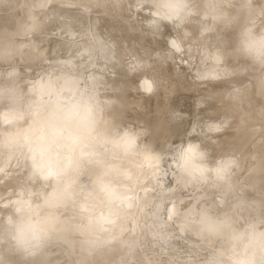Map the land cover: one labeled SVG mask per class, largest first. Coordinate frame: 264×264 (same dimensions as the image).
Instances as JSON below:
<instances>
[{"label":"rangeland","instance_id":"374dc122","mask_svg":"<svg viewBox=\"0 0 264 264\" xmlns=\"http://www.w3.org/2000/svg\"><path fill=\"white\" fill-rule=\"evenodd\" d=\"M20 1L21 0H16L15 4H17V5L13 6V7H15L14 10L10 11L11 13L14 11L15 13L14 14L13 13L8 14L7 16L9 18H7L6 14H7V12H9V11H7V9L10 6L5 5L2 7L0 5V17L2 16V18L0 19L1 22H2V19L4 18V16H6V17H5V19H3V21H8V20H6V18L10 19V17L11 18L14 17L13 19H11V21L12 20L15 21L22 16L21 15V13L23 12V9H21L22 3H18ZM55 1L57 3H59V7H60L59 9H57V7L55 8V9L59 10V11H57V14L55 13L54 8H52L50 6V4L48 5L47 3H45L44 4L45 8L43 6V9H45V11H47V13H46L43 10L45 12V14L43 12V14L45 15L44 17H47V16L49 17V18L47 17L48 19L46 18L48 25H49L50 21L52 22L54 20L52 23H50L51 25H49L48 27H50V26H52V24L54 25L56 23L55 27L52 26L53 28L52 27L49 28V29L52 28L54 30L51 29V30L47 31L48 29L46 28L47 30L46 29L44 30V32L46 31V33H44V32L39 33V34H41V36L39 34H38L39 36H37V33L35 35V32L33 33L32 30L31 31L28 30V32H31V33H27V35L31 34L30 35L31 37L28 36L29 39L31 38L30 40L32 41L31 47H33L34 51L36 50L35 51L36 56L38 57V59H40L38 61H41L40 64L38 63V61H35V62H37L38 65L36 63H35V65H32V63H30V65H29V63H27L28 64V66H27V65H24V62H20V61L17 64H14V63H16L17 59H19L18 57H15V55H14V57L11 56L9 58V59L12 58L10 61H12L13 64L5 66V67L0 66V84L2 83L0 85V87L4 83V86H2L1 88L4 89V87L7 88V86L8 87L15 86L16 87L15 90H17V91H12V89H11V91H9V88H7L6 92L4 91L6 94L0 93V97H1L0 98V101H1L0 102V111H2L3 109L6 110L7 108H5V107H7L9 105V103L12 102V99L15 97L17 99L16 103H15V105H13L11 107L10 111H13V112L17 111V113H19V114L21 113L20 114L21 117L19 116V118L16 120V123H14V125L16 124L15 125L17 127L16 129H18V131L20 130V132H23V133L26 129L31 127L30 124L34 125L33 121H35V124L37 122L43 126L45 125V127L47 126L50 129L51 127L49 126L50 121L48 118L49 115L47 114L48 112H50L51 117H53V118H50L51 121H52V119H58L59 122L61 120H64V119L67 120L66 118L69 116L70 113H72L68 119H71L72 122L74 121V126H75L74 128L75 129L73 131L67 130L68 131L67 133H66V131H63V133L66 137H70V135H72L73 133L77 134L80 131H82L79 128L78 122L81 121L82 115L87 116L90 107H92L91 109L97 108V105L103 101V98H105L106 100H112V97L114 96V94H120V92L118 91L119 89H121V91L122 90L128 91L126 93V95H127V98H128L130 103L129 102L126 103L127 107L124 110L123 117L120 119V125L121 126L123 125V126L121 127L120 125H118L117 129L120 131H118L116 129V133L121 136L124 134V132H126L125 130H128L130 128V130L132 131L131 134H133V138L136 135L135 141L137 143H139V140L141 139V142L143 141L142 143L145 145L141 148V150L135 151V153L133 152L134 154L132 153L129 155L127 152L131 151V146L126 147V149H124V152L123 153L121 152V156H120V151L117 150L116 147H115L116 149L113 148L116 150V153H115V150H113L112 147H108V145L105 146V144H101V143L93 144V146H92L93 142L88 143V145H90L91 147L86 145L89 148V149L88 148H86V149H87V153L89 155L93 156L92 158L97 159V160L96 159L95 160L101 164V165L99 164V166H101L102 168H104L105 166H108L107 164H112L111 169H114L115 171H113L111 173V175L114 174V176H113L114 178L111 177V179H109L111 181L108 180L107 185H113V184L115 185V183H116V185L119 184V186H117V189H118V187L121 188L120 190L118 189L119 192L121 191V193H123V195H126V196L129 195V197H130L129 199L130 200L132 199L131 202L133 201L132 203H135V204H133L134 205L133 208H129L125 204L121 205V203H120V204L116 205L117 203L111 204V202L104 200L107 197L103 198L100 195L103 187L95 185L94 183H92L90 181V178L87 177L88 176V174H86L87 172H82V173L78 174L77 178L74 181V183L72 184V186L64 189L63 192H61L62 194L60 195L58 193V192H60L58 187L57 188L54 187L52 182H51L53 180V177H54V174L52 173L53 169H49V171L47 169V165H50V167H51L55 162L53 163L51 158L46 160V161L44 160V162H43V159L46 157V156L44 157V152L47 154L48 150H49V153L52 152V153H50V155H52V154L55 155L54 153H56V151H58V149H59L58 144L56 143L57 140L55 138H53L54 134L50 132L49 136L51 137V139L56 140V141L53 142V140L48 139L47 145L44 148V151H43V157L44 158L42 157L43 158L42 162H43L44 177H37L35 171L30 170V169H32L33 166H31L29 169L28 166L33 165V164L27 163L25 165V161L27 159H29V161H27V162H30L32 160L29 158V155H28L27 151L25 150V148L22 146V143H20V145L18 147H14V148H3L0 145L1 146L0 147V160H2V161H0V222L3 223V222L9 221L8 220L9 217H12L13 220L17 219L18 218L17 217L18 209H21V208L25 209L24 214L35 215L37 213V211H39V212L44 211V215H46V216L53 214L54 217L59 218V219H63V220L69 219L75 223L80 221L79 222L80 224H77L76 226H83L87 223L95 222L98 220V218H96V217H98V215L101 216V215H105L107 213L108 215L107 214L106 215L108 217L109 216L113 217V219H112V217L110 219L114 222L110 221V224H109V225H111L110 228L113 231H111L109 228L110 233H108V231L105 230V231L100 232L94 236H91L90 240L92 242V245L98 249L102 248L103 246H106L108 243H110L114 239H116V241L119 242L118 244L124 246V248L122 250H120V253L118 252L116 254L115 260H113L114 261L113 264H170V263L171 264H204V263L207 264V261L217 251H219L221 249L226 250L229 247V244H228L226 239H209V238L201 237V236H198L195 234V230L192 228L191 220H190V210L194 206L211 207L214 210L216 209V211L218 213L231 212L232 215L235 217L238 214V216L236 218H238L242 224L244 222H247L250 219H257V220L264 219V191H263L264 190V175H263V173H264V71H261L255 67L250 66L247 63V61H245L241 58H238L237 60H235L234 62H232L230 64L225 63V65L223 66V64L221 62H219L220 58H222L223 55H220V53H217L218 51H216V53H215L214 52L215 50L212 49L213 45H210V44H214V45L216 44V43H211L213 41L215 42L214 37H211V39H209V37H206V40H204L205 38L202 39L203 37H200V38L198 37V38H196V41L197 42L200 41V42L197 43L195 41L197 43V46H196L195 42L191 46H188L187 44L185 45V43L183 42L184 40H182L183 39L182 38L183 37L182 30H181V32H179L177 30L179 28L181 29L182 26H180L179 28L178 27L176 28V26L164 24L163 29L160 30L159 32H157V30L154 28H150L147 24V21H148L147 19H149V16L147 15V9H144L145 12L142 11L141 5L143 6V1L137 0V1H139L140 4L138 2H136V0H133L134 2H132V0H122V1L121 0H96V1L95 0H61V1L55 0ZM215 2H219V3H225L226 2L227 3V2H230V0H227V1H224V0L216 1L215 0ZM60 3L63 6V8L65 7L64 4L65 5L71 4V5L70 6L67 5L65 9H61L62 6L60 5ZM121 3H123V4H121ZM253 3L255 6L254 5L252 6ZM115 4H116V7H118V5H120V4H121L120 6H122V7L125 6L127 9V11H126L127 13L125 12V14L123 13L121 16H119L122 12H120V14H119V11H118L119 7L117 8L119 15L117 14V11H114V9L116 10ZM252 4L249 6L247 5V7L248 8L254 7L255 8L258 6L261 7V5H262L261 9L264 8V0H252ZM55 5L58 6V4H55ZM19 6H21V7L18 8ZM48 6L50 7V9L46 8ZM245 6L246 5H243L242 3L240 5V7H242V8H239L238 6H236V8H238L236 10H240L241 12L240 11L238 12L236 10L234 11L235 13L238 14L237 17H234V20H235V18L242 19V17H244V15L246 13L245 10L248 9ZM4 7H6V8H4ZM13 7L11 6L10 8L12 9ZM67 7H68V10H66ZM69 7H71L72 9H70ZM77 7H78V9L80 7L84 8V9L82 8L83 10L79 9V12L80 11H82V12L87 11L86 12L87 15L90 13L89 15H91V16L88 15L90 20H89V18H88V20L94 21L95 24L94 23L92 24V22H89L88 20H86L87 15L85 13H83V14L86 15V16H84L86 18L84 19L82 12H80L82 15V17L80 18V16H79L80 13L78 11L77 12L75 11V10H77ZM243 7L247 8V9H244ZM259 7L256 8V10L257 9L259 10L260 9ZM16 8H17V10H16ZM11 9H9V10H11ZM47 9L52 10L51 11L52 13L50 12L52 15L48 14ZM73 9L75 12L71 11ZM18 10L20 13L18 12ZM62 10H65V12ZM243 10H244V14H243ZM69 11L74 13V14L71 13L72 15L69 14V16L77 17V18H74L77 22L75 20H72L73 18H70V17L67 18L68 17L67 13ZM58 12H60L62 15H59ZM95 12H97V13H95ZM35 13H41L42 14V6H41V8H38V11L36 9ZM64 13H66V14H64ZM75 13H78V14L75 15ZM94 13L96 15H92ZM99 13L100 14L102 13L103 14L102 16H104L107 19V21L102 20V22H100L101 20H99V17H100ZM97 14L99 17H97ZM114 14H116L118 16L115 21H114V19L116 17H113V18L111 17V16H116ZM19 15H21V16L19 17ZM15 16H16V18H15ZM17 17H19V18H17ZM64 17L67 18V21H68V19H70L69 20L70 22L72 20L74 23L76 22L79 25H80V23H82L79 27L76 26L77 24H71L72 26L74 25L77 27V28L73 27L74 29H76V31H77V29L79 30V28L82 27V29L79 30V31H81V33H79V31H78V34H76L77 37L79 34H81V35L84 34L83 36L80 35V37L78 39H77V37L75 38V34H71L72 35L71 37L73 38L72 42L70 41L71 43L68 41V39H66V37L69 38L70 35L67 34L68 36L65 35L66 37H62V36H64L63 34H66V33L61 29L62 27L59 28L60 25L62 26V24H61L62 21L64 19H66ZM78 17L80 18V20L78 19ZM91 17L92 18L96 17V18L91 19ZM119 17H120V20H119ZM110 18H111V20H109ZM122 19H125V20H122ZM84 20L87 22H83ZM60 21H61V23H60ZM95 21L96 22L99 21L100 24L98 22L96 23ZM111 21H113L112 22L113 24L110 23ZM233 22H236L239 25L241 20L232 21L233 25L231 24L229 26V30L233 26L230 33L231 34L234 33L233 35L235 36V32H236L235 28H237L236 27L237 25H235L236 23L234 24ZM90 23H91V26L93 25V27H95L96 24H98V25L95 28H93V27L89 26ZM57 24H58V29L62 30L61 32L58 29H56ZM83 25H85V27H87V29L90 28L91 31L88 30L89 31V33H88L87 29ZM83 27L85 28V30H83ZM2 28H3V26H2ZM131 29H132V31H131ZM55 30L59 31V32H56ZM51 31H54L55 33L54 32L51 33ZM76 31H74V32L76 33ZM82 31H83V34H82ZM84 31H86V32H84ZM62 32H64V33H62ZM130 32L132 35L130 34ZM60 33H61V37H62L61 39L59 38ZM72 33H73V31H72ZM107 33H108V35H106ZM179 33H181V34H179ZM93 34L95 37L96 36L97 37L96 38H94V36L92 37ZM111 34L114 36L113 38H112ZM129 34H130V36H133V37H129ZM139 34H141V35H139ZM104 35H106V37L109 36L107 38V40L105 39L106 37ZM233 35L232 36L230 35L231 38H233ZM125 37H127V38H125ZM224 37L226 38V39L224 38V41H226L227 39H230V37L229 38H227L226 36H224ZM2 38H3V34H0V39H2ZM20 38L23 39V37H20ZM63 38L66 39L65 42L61 41ZM92 38L95 39V41ZM168 38L169 39L171 38V39L169 40ZM173 38H174V40H172ZM71 39L69 38V40H71ZM111 39L112 40L114 39V41H112ZM198 39H201V40H198ZM220 39H222V40H220ZM220 39L218 40V43L216 45H218L220 43V41H221L220 44H222L224 42L223 37H221ZM54 40L60 41V44H58L59 43L58 41H54ZM100 40H101V43L103 42V44H105V45H103V44L101 45V43L99 42ZM120 40H122L123 42H120ZM141 40H143V42ZM171 40L173 41V43ZM181 40H182V43H181ZM53 41H54V43L56 42L58 45L56 43L54 44ZM107 41L111 43L110 44L111 46L113 43L116 46V48L114 45H113V48L110 47L109 43ZM175 41H177V42H175ZM17 42L19 45H22V43H23V41L21 42V40H17L16 43ZM226 42H224L223 44H225ZM171 43L172 44L176 43V45H178V46H176V48L178 50L177 49L175 50V47H173V45ZM82 44H85L84 45L85 51H83V47H82L83 45ZM88 44H90V45H88ZM140 44H141V46H140V48H138ZM180 44L182 46H180V48H178ZM43 45H45L46 47L43 48L44 47ZM91 45L94 48V50H93V48H91ZM100 45L101 46H109V47H106V49L108 50L109 48H112V49H109V51L113 50L111 53L117 55L118 57L122 53L120 58H122V56L124 54L123 53L124 50H126V51L129 50V48H128V46H129L130 51H127L128 53L126 52V54H129V53L130 54L124 55L125 59L127 58L126 61H124L125 59H122L123 62H125L124 64L128 65V68L126 65V67L123 68L122 71L120 70L121 72H118L114 68L112 69L113 66H111V64L116 61L115 57L117 58V56H113L111 59V62L106 63L107 61L102 58L103 57L101 55L102 47ZM151 45L153 47H151ZM193 45H195L196 48ZM48 46H50V48L52 47L51 48L52 50L54 49V47L58 46V48H57V50L55 48L56 52L53 50V53H51L52 51H51V49L48 50V48H49ZM71 46L74 47L75 49L74 48L72 49ZM96 46L97 47L99 46V49L96 48ZM117 46H118V48H117ZM203 46L204 47L206 46V47L203 48ZM31 47L26 48L24 50L28 51ZM81 47H82V49H81ZM87 47L89 48V50L86 49ZM100 47H101V49H100ZM189 47L191 49H192V47H194L193 48L194 50L191 51ZM152 48H153V50H152ZM71 49L74 50L75 52H73ZM76 49H79V50L76 51ZM91 49H92V52L93 51H95V52L97 51V52L95 54L93 52L94 56L96 55L95 57L93 56V54H91L94 57V60L89 59V61H91V60L92 61L91 62L87 61V63L90 64V65H87V63H86V65L89 68L87 70L86 65H84L82 62L85 63L86 60L88 59V57L93 58L90 55V53H92L90 51ZM114 49H118V51L115 52ZM135 49L139 51V52L137 51L139 53V56H138V53L136 51H133ZM186 49H187L188 54L185 52ZM208 49L209 50L212 49V50L209 51ZM69 50H70L72 55L70 54ZM81 50L83 52H86V53L90 52V53H88L90 56L85 54V53L83 54V52H82V54L80 53L82 55V57H83V55L85 57H87V56L88 57L85 58L86 60L79 59V63L76 64V62L78 61V60H76V58H78V57L80 58V56H81L78 51L81 52ZM182 50L184 52H182ZM131 51H133V52H131ZM178 51H180V52H178ZM190 51L195 54V57L191 58V56H193V54L190 55L189 54ZM72 52L74 54L78 53L79 54V55L77 54L78 57H76V54L74 55L75 56L74 57ZM175 52H176V54H175V56H173L172 53H175ZM46 53L47 54L50 53V56H49V54H48V56L51 58H48V59H47V57L45 58V56L47 55ZM54 53H55V55H54ZM133 54H136V55H133ZM149 54H151V55L149 56ZM51 55H54V56H51ZM97 55H98V57H100V56H102V57L98 58ZM130 55H131V57L133 56L132 59L130 58ZM143 55H145V56H143ZM42 56L48 61L51 59V61L46 62L45 59H43V58H42L43 60H41ZM66 56L67 57L73 56L74 57L73 59H75L76 62L73 59H71V60L74 61V63L77 65L78 68L76 67V65L73 66L72 65L73 62L70 60L72 63L69 62V66H68V64H66V66L71 67V68H69L70 70H66V69H68V67H66L64 65H63V67H62L63 69H62L60 67V66H62L60 62L65 60V58H67ZM128 56H129V59H128ZM54 58H56V61H57L56 65L52 61V59H54ZM144 58H145V60H144ZM171 59L173 60V62ZM67 60H68V58H67ZM137 60H140L141 62H138ZM42 61L45 63L41 64ZM70 63L73 66V68L74 67L76 68L75 70L72 69V66H70ZM92 63L95 65H93ZM218 63L219 64L221 63L220 65L222 66V68H220L221 66L219 67ZM101 64L103 65V67H102L103 69L101 68V70H99L100 69L99 66H101ZM186 64H187V66H186ZM91 65H93V66H91ZM104 65H108L107 66L108 70H107V68L105 69ZM56 66L58 68H56ZM82 66H84L86 69H83ZM89 66H91V68ZM94 66H96L97 68L96 67L94 68ZM64 67H66L65 70H64ZM92 67L94 69H96V71L98 70V72H96V74L100 75L101 74L100 72H102L104 74L103 76H105V78H106V76L108 77L110 75L108 78L113 79L114 75H112V74H114L113 72H116V73H118L117 76L118 75H119V77L121 76V79L119 80V78H118V80H117V77L115 76L116 81L113 84L114 89H110V90H107L105 92H101V86L100 85H93V84L90 85L91 84L90 80H88L90 84L88 82H86L87 77H89L90 73L91 72L93 73V71H94V69ZM109 67H111V68L109 69ZM53 68H54V70H53ZM55 68H56V70H55ZM60 68L64 71V74L68 73L69 74L68 76L70 77V78H68V77H66L67 75L66 76L63 75L62 78H65V79L68 78V79H71L74 81V78L71 76L72 71H73V74L76 73V75H77V73H79L77 75L78 77L75 76L76 77L75 80H78L80 78L83 79V77H86V78H84L86 81L84 79L83 80L80 79L83 82V83H81V82H79L80 80H78L77 82L80 84H78V83L76 84V81H75L73 86H75L76 89H75V87H72L74 89H72L71 87H62L61 88V87H59L60 84L57 83V80H58V82H60L61 81L60 79H62L60 76H59L60 79H58L59 77H57V75H59V74L62 75V73H61L62 71ZM154 68H155V70H154ZM212 68H215V69H212ZM16 69H18V71ZM50 69H52L51 71L54 72V73L52 72L53 77H52ZM91 69H92V71H91ZM145 69H147V70H145ZM105 70H107V71H105ZM210 70H212L211 73H210ZM213 70L217 74V76L213 72ZM12 71L13 72L15 71V72L13 73ZM74 71H75V73H74ZM89 71H91V72L89 73ZM140 71H142V73ZM150 71H154V72H152L153 76L155 75L154 77L152 76V73ZM201 71L204 73V75L201 74L202 73ZM104 72H106V73H104ZM107 72H109V73H107ZM146 72H148V73H146ZM18 73H19V75H18ZM88 73H89V76H87ZM116 73H115V75H116ZM139 73H141V74H139ZM208 73H209V75H208ZM212 73H214L215 76L212 77L211 76ZM13 74L18 76V79L15 80V82L12 81L13 76H14ZM54 74H57V75L54 76ZM85 74H87V75L85 76ZM214 74H212V75H214ZM10 75H12V76H10ZM48 75H50L51 80L49 79L50 77ZM45 76H46V80L49 79L48 81L55 82L54 84H58V86L55 85L56 88H53L54 84L53 83L48 84L50 82H47L44 80ZM47 76H48V78H47ZM101 76H102V74H101ZM8 77L12 78V80L9 79ZM146 77L154 79L156 86L152 87L153 89L151 87H149L148 89L146 88V86L144 87L145 83H144V80H142V79H146ZM203 77H205V78H203ZM227 77H229V78H227ZM4 78H5V80H4ZM41 78L47 83L42 82L43 80ZM1 79L4 80V82ZM39 79H41L42 81H40ZM7 80H9V82H11V83H8ZM230 80H232V81H230ZM137 81H138V84H137ZM5 82L8 83L7 86H6L7 83L5 84ZM37 82H38V84H37ZM40 82L43 84H41ZM39 83L44 87L47 84L51 85L52 88L47 85L45 88L49 87L47 89L48 91L44 90V87H41V85ZM85 83L89 84V86L85 85ZM35 84H36V86L38 85V90H37L38 93L35 90V89H37L35 87ZM75 84L77 86L79 85L78 86L79 88ZM32 85H34V86H32ZM62 85H64V84H61V86ZM82 85L83 86L85 85V86L83 87ZM123 85L125 88L123 87ZM187 85H189V86H187ZM29 86H31V88L34 87L33 89H30V91H29L30 93H32L34 90L36 91V92L34 91L30 96L34 97L35 96L34 94L36 93L37 100H38V98H40L41 95L42 96L40 98L41 101H40V99L38 100V103H40V104L37 103L40 106L33 105L35 107V108H33V106H31V105H27L28 107L29 106L32 107L31 110L27 111L28 109H30V107L28 108L26 106V104H28L27 101L29 99L33 98V97L29 98V96L26 94V91L29 90V88H30ZM119 86L121 88H119ZM158 86H159V88H158ZM39 87L42 88L45 91V93L48 92L47 94H50V95L46 94V96H45L44 91L42 89H40L43 92L41 94V92L39 91ZM237 87H238V89H237ZM67 88L68 89L70 88L71 90L76 91L75 94L76 95L78 94V97H76L77 99L75 98L76 95L73 96L74 91L73 92L69 91V93H66V92H68ZM155 88L160 89V91L158 90V92H159L161 97L163 95L165 97H167V99L165 97H162L163 98L162 103H164V104H161V105H163V108H165V110L162 108V106H160L159 112H158V108H155V106H154L156 104V102L159 101V98L156 101L157 98L154 97V95L157 93V92H155ZM19 89H21V90H19ZM50 89L56 90V93H54V94H57V92L59 93L60 90L63 93L66 91L63 94V95H65V94L66 95L62 96L64 98L65 97L67 98L68 95L70 94L69 98L67 99L68 101L66 100V98H65V100L62 98L63 99L62 100L60 97V99L62 100V103H64V104H65V102L68 103V102L72 101L73 99H76V103H74V100H73V103L71 102L72 104L68 103V105H66V104L64 105L62 103H59V105L60 104L64 105V109L62 108L63 106H61V105L59 107V105L57 104L58 101L55 102L56 104H54V101H55L56 97H58L60 94H57V96L53 95L54 91L50 90ZM58 89H59V91H58ZM31 90H33V91L31 92ZM82 90H83V92H82ZM20 92L24 93L23 96L17 97L15 94L16 93L18 94ZM39 92H40V94H39ZM79 92L80 93L82 92L81 95H83L84 97L80 96V98H79ZM167 93H168V95H167ZM43 94H44V96H43ZM208 95L210 96L211 100L208 99L209 98ZM234 95L236 96V99L234 98V100H233V97H235ZM70 96H71V98H70ZM86 96H88L87 97L88 99L90 98V101L86 98ZM219 96H221L222 98L220 97L221 98L220 99ZM237 96H238V99L241 102V104H239V102L237 100ZM18 98H19V100H18ZM36 98H34V99H36ZM69 99H70V101H69ZM77 100H79L80 102L82 101L81 104ZM86 100L89 101L90 107L85 106V105H88V103H87L88 101H86ZM164 100H165V102H164ZM235 100H237V101H235ZM24 101H26V102H24ZM51 101H53L52 104H51ZM232 101H235V102L232 103ZM77 102H78V104H77ZM83 102H86L87 104H85ZM236 102H238V104L241 105V107L239 109L237 108L239 106H237L238 104ZM17 103H19V104H17ZM128 103H129V105H128ZM69 104L70 105L75 104L76 106L75 105L70 106ZM79 104H80V106H79ZM232 104H234V105H232ZM54 105H55V107H56V105L58 107L53 108ZM82 105H83V108H82ZM15 106H16V108H15ZM51 106H52V109H50ZM66 106L67 107L70 106L71 108H73V110H71V108L69 107V110L71 112L69 111L67 113L68 108ZM193 106H194V108H193ZM99 107H100V105H99ZM23 108H26V109L23 110ZM48 108L51 111L56 109L55 111L58 110L57 112L64 110V111H66L65 113L67 115L64 112H61V114L63 113V115H61L59 112V114L61 116L60 117L59 114L56 115L57 113H55L53 111L52 112L48 111ZM59 108L62 110H59ZM84 108H88L87 111ZM170 108H175V109H173V111H172V110H169ZM19 110L20 111L23 110L24 113L19 112ZM78 110L81 111L83 114H79L81 112H79V113L76 112ZM83 110L85 112H83ZM160 111H161V113H160ZM98 112H99L98 119L102 120L107 116L108 110L105 108H102V109H99ZM1 113L2 112H0V114ZM73 113L76 115V117L73 115ZM76 113L78 114V116ZM229 113H231L233 115H230V117L231 116L232 117L230 119L228 118L230 121L227 122V120L223 119L222 116L229 115ZM22 114H24V117ZM235 114H236V116H234ZM46 115L48 118L47 120L45 119ZM54 115H56L57 117H54ZM157 115H158V117L160 119V123L162 125V127H160V129L157 127H154L153 124H151V125H148V124L143 125L142 124L143 120H144V122L149 121L153 117L154 118H155V116L157 117ZM27 116L29 118L30 117L33 118V116H34V118H37L39 116V119L37 118L38 119L37 121L34 119H31V118L29 119L31 121H29L28 119L25 120V117H27ZM40 116L42 117V119H40L41 118ZM58 116H59L60 120H59ZM62 116L64 118H62ZM72 116H74L73 118H79L80 120H76V119L72 120L73 118H70ZM83 117H82V119H84ZM146 119H148V120H146ZM182 119H183V121H182ZM27 120L29 121V123H26ZM44 121L46 123H44ZM55 121L58 122L57 120H54V121H52V123ZM76 121L78 123L77 127L75 124ZM123 122H125V123H123ZM25 123H26V125L29 124L30 126L29 125L26 126ZM182 123H184V124H182ZM21 125L24 127L22 128ZM120 128H122V129H120ZM49 129H48V131H49ZM136 129H137V132H136ZM50 131H51V129H50ZM154 132L157 134L156 135L157 137L153 134ZM152 134L156 137V139L157 138L158 139L155 141L150 139V137H152ZM158 134L160 135L159 136L160 138L158 137ZM176 134H178V135H176ZM180 134H182V135H180ZM93 135L94 134L92 132L87 133L83 136L82 139L87 141ZM165 135L167 136L168 140H166V137H164ZM168 135L170 138H168ZM154 136L152 138H155ZM149 140H152V141L150 142V144H147V143H149ZM167 141H169V142H167ZM166 142L168 143V145ZM165 145H166V147H165ZM197 145H201L204 149H207V152L209 153V157H208L209 162H214L217 158L225 157V156H233L236 158V160L239 162V166L236 169L234 177L232 178L231 182L229 184L223 186V187H217V186H213V185H199V184L194 185V184L189 183L186 185V187H184L185 190H184V188L177 189V187H176V189L173 188L172 191L169 190L166 187L168 180H169V178H172L173 184H175V178L178 176V172H177L178 168H180L182 166H188L189 171L199 170L200 164L197 162L198 155H199L197 152ZM164 147H165V149H164ZM190 147L195 148L197 155L193 156L190 160H188L186 162L184 159V154H185L186 150L189 149ZM109 149L110 150L112 149V153H114V155L111 154V151L109 153H107ZM138 149H139V147H138ZM118 151H119L120 157H118V154H117ZM155 151H157L156 153H158V154H155ZM147 153H149L151 155V157L152 156L155 158L157 157V159L161 157V155L159 153H162L163 155L165 153L164 156L162 155L163 158L156 160V162L158 161L157 164L155 162V164H153L152 167L148 169L149 173H153V174L154 173H161V175H162V172H163L162 176H160V175L158 177L151 176L147 179L141 177V176H144L142 174V171H143V169L146 168V167L144 168L145 163L143 162L144 165L142 163V161L144 160L143 156H145V154H147ZM47 155H49V154H47ZM155 155H157V156H155ZM49 156L46 157V159L49 158ZM115 156H117V157H115ZM147 156L150 157L148 154H147ZM147 156H145V157H147ZM11 161H13V162H11ZM178 161H181L182 163H178ZM103 165H105V166H103ZM119 168L120 169L122 168V171ZM28 169H29V171H28ZM120 171H121V173H120ZM25 172H27V175H28V177L26 175V179L24 178L25 174H26ZM23 175H24V177H23ZM65 175H66V173L62 174V176L66 177ZM116 176H118V177H116ZM18 178H19V180H18ZM22 178H24L25 180ZM12 180L14 182H15V180H18V182L20 181L21 183L18 184V182H15V183H17V185H13V184H11V183H14ZM22 180H23V182H22ZM122 183L124 185H122ZM173 186H177V185H173ZM28 187H32L31 191L33 193V194L31 193L32 196H30L33 199L31 202L32 203L31 207L27 208V206L25 204H19L17 206L18 208L17 207L16 208L11 207V206H13L11 203V201L14 199L13 197L17 196L18 192L21 193L23 191L28 190L29 189ZM9 189H11V190H9ZM125 192H131L134 195H131V193L124 194ZM143 192L146 196L143 194ZM5 193H7V194H5ZM9 193H10V195H9ZM181 193H183V195H185V196L183 197V195H181ZM70 195L72 196V198L70 197ZM142 195H144V196H142ZM58 196L67 200V202L68 201L71 202V199H72L73 202H75V203H73L71 206L69 205V207L65 206L66 208H64V209H62L63 207H60V209L52 207L53 204L55 203V201L58 198H60ZM68 197L70 198L69 200H68ZM140 198H141V200H140ZM138 200L142 201V202H137ZM142 203H145L146 205L144 207V213H142L140 215V206L142 205ZM10 208H12V209H10ZM8 209H10V210H8ZM11 210H13V211H11ZM7 213H10V214H7ZM109 213H110V215H109ZM6 215H8V216H6ZM173 217H174V219H172ZM114 218L116 219L117 223L115 222ZM93 219H95V220H93ZM118 222H119V224H118ZM113 223H116L118 226L115 224L114 225L115 227H113ZM47 225L48 224L41 225L43 231L46 230L45 228H47ZM121 225H124V227L127 225V231L122 232V230H120L121 229L120 227H122ZM112 227H113V229H112ZM12 234L14 235V233L11 232L7 236V238L9 239L12 236ZM69 236H72V235L70 234ZM52 238H54V239H49V238L46 239L45 243L41 247H38L31 254V256L36 254L31 259H36L39 256V253H41L47 249V250H51L53 252L54 255L51 257V259L52 260L56 259L55 264H76V262H75L76 256L74 255V247L63 243L61 240H56L55 234ZM81 238L82 237L79 236V234H78V236H77V234H74L71 239H73L75 242H78L81 240ZM100 240H101V242H100ZM95 241H98V242H96L98 244L94 243ZM102 241H104V242H102ZM106 242H108V243H106ZM13 255H12L13 259H16V257L18 258L20 256H23V255H19L18 252H14ZM118 257H120L121 259ZM18 259H20V258H18ZM23 260H24V258H23Z\"/></svg>","mask_w":264,"mask_h":264},{"label":"bare ground","instance_id":"6f19581e","mask_svg":"<svg viewBox=\"0 0 264 264\" xmlns=\"http://www.w3.org/2000/svg\"><path fill=\"white\" fill-rule=\"evenodd\" d=\"M61 1V0H60ZM96 1V0H95ZM122 1V0H121ZM139 1H143V0H139ZM139 1H137L136 0V2H138L139 3ZM216 1H218V0H216ZM224 1H227V0H224ZM132 2H134L133 0H132ZM257 2V1H256ZM259 2V1H258ZM16 3V0H0V5L3 7V6H5V5H9L10 7L12 6H16L17 4H15ZM18 3H22V8L21 9H23V12L21 13V15H19V17H17V18H19V19H17V20H15V21H11V19H13V18H11L10 17V19H7V18H9L7 15L8 14H14L15 12L13 11L12 13L10 12V11H12V10H14V8L15 7H13L12 9L9 7L8 9H7V11H9V12H7V14H6V16H7V18H6V20H8V21H3V19H5V17L6 16H4V18L2 19V22L0 21V34H3V38L2 39H0V66H8V65H11V64H13V62L12 61H10L11 59H9L11 56H13L14 57V55H15V57H18L19 59H17V61H16V63H14V64H17L19 61L20 62H24V65H27L28 66V64L27 63H29V65H30V63H32V65H35V63L37 64V62H35V61H38V60H40V59H38V57L36 56V50L34 51V49H33V47H31V44H32V41L29 39V37H31L30 35L31 34H29V35H27V33H31V32H28V30H32V32L34 33L35 32V35H36V33H37V36H41V34H39V33H42V32H44V30L46 29L47 31H49V30H51L53 27L52 26H54L55 27V24L53 25L52 24V26H50V27H52L51 29H49L50 27H48L49 25H51L50 23H52L51 21H50V23H49V25H48V23H47V19L49 18L48 16V18L47 17H44L45 15V12L47 13V11H45V9H43V7H42V14L41 13H35V10L37 9V11H38V8H41V5H44L45 3H47V0H21L20 2H18ZM104 3V2H103ZM142 3V2H141ZM219 2H215V0H199L198 1V5H197V14L196 15H194V16H192V17H190V19H189V21L186 23V24H184V25H181L182 26V28L180 29L179 27V29H177L179 32H181V30H182V35H183V39L182 40H184L183 42L185 43V45L187 44L188 46H191L192 44H194V42L196 41V38H200V37H203L202 39H204V40H206V37H209V39H211V37H214L215 38V42L213 41V42H211V43H218V40L221 38V37H223V41H224V36H226L227 38H229L230 37V39H227L226 41H224V42H226L225 44H220L221 43V41H220V43L218 44V45H214V44H210V45H213L212 46V49L213 50H215L214 52L216 53V51H218L217 53H220V55H223V57L222 58H220V61L219 62H221L222 64H223V66L225 65V63L226 64H230V63H232V62H234L235 60H237L238 59V57L237 56H235L234 54H233V47H234V43H235V36L233 35V34H231L230 33V31L232 30V28H233V26H232V28L229 30V26L232 24V21H239V20H241V22H243V20L245 19V15H244V17H242V19H240V18H235V20H234V17H237V13H235L234 11L236 10V9H238V8H236V6H238L239 8H242V7H240V5H241V3L243 4V5H246L245 7H247V5L249 6V4L247 3V0H230V2H225V3H219ZM263 3V2H262ZM55 4H58V6L57 5H55ZM98 4V3H97ZM121 4H123V3H121ZM120 4V5H121ZM140 4V3H139ZM238 4V5H237ZM252 4V3H251ZM49 5V4H48ZM53 5V6H52ZM60 5H61V3H60ZM68 5V4H67ZM67 5H65L64 4V8H63V6H62V8L61 9H65L66 8V6ZM71 5V4H70ZM70 5H68V6H70ZM120 5H118V7H116V4H115V8H116V10L114 9V11H117V8L119 9L118 11H119V14H120V12H122L120 15L118 14V11H117V14L119 15V16H121L123 13L125 14V12L127 11V9H126V7L124 8V7H122V6H120ZM254 5V3L252 4V6ZM21 6H19L18 8H20ZM47 6V5H46ZM50 6L52 7V8H54V10H55V13L57 14V11H59V10H57V9H59L60 7H59V3H57L55 0H53V2L52 3H50ZM55 6V7H54ZM98 6V5H97ZM139 6V5H138ZM255 6V5H254ZM257 6V5H256ZM57 7V9H55ZM141 7H143L142 5H141ZM245 7H243L244 9H247V8H245ZM259 7V6H258ZM258 7H251V9L253 8V9H255L256 10V8H258ZM261 7H262V5H261ZM261 7H259L260 9H261ZM4 8H6V7H4ZM44 8H45V6H44ZM46 8H49L50 9V7L48 6V7H46ZM70 9H72L71 7H69ZM83 7H80L79 9L81 10ZM139 8V7H138ZM9 9H11V10H9ZM60 9V10H61ZM79 9H78V7H77V10H75L76 12L78 11L79 12ZM84 9V8H83ZM82 9V10H83ZM140 9V8H139ZM259 9V10H260ZM264 9V8H263ZM5 10V9H4ZM16 10H17V8H16ZM45 12H44V11ZM48 10V9H47ZM66 10H68V7H67V9ZM86 10V9H85ZM84 10V11H85ZM242 10V9H241ZM258 10V9H257ZM52 10H48V14H51L52 12H51ZM62 11H64L65 12V10H62ZM71 11H74V9L73 10H71ZM71 11H69L67 14H68V17L67 18H73L72 20H75L74 18H77V17H73V16H69V14L70 15H72L71 13H73V12H71ZM74 11V12H75ZM113 11V12H114ZM142 11H144V10H142ZM236 11H240V10H236ZM246 11V10H245ZM5 12V11H4ZM18 12H19V10H18ZM40 12V11H39ZM43 12H44V14H43ZM51 12V13H50ZM80 12H82V11H80ZM79 12V13H80ZM86 12L87 11H85V12H82V14L83 13H85L86 14ZM145 12V11H144ZM241 12V11H240ZM17 13V12H16ZM20 13V12H19ZM59 13V15H62L60 12H58ZM66 13H64V14H66ZM95 13H97V12H95ZM92 14V15H96V14ZM115 13V12H114ZM127 13V12H126ZM74 14V13H73ZM76 14H78V13H75V15ZM90 14V13H89ZM88 14V15H89ZM100 14V13H99ZM138 14V13H137ZM141 14V13H140ZM243 14H244V10H243ZM246 14V13H245ZM52 15V14H51ZM74 15V16H75ZM87 15V14H86ZM86 15H84L83 14V17L84 16H86ZM88 15H87V19L86 20H88ZM103 14L101 13L99 16H98V14H97V17H99V20H101L100 22H102V20L103 21H107V19L104 17V16H102ZM114 15H116V14H114ZM136 15V14H135ZM235 15V16H234ZM11 16V15H10ZM66 16V15H65ZM79 16H80V18L82 17V15H81V13L79 14ZM89 16H91V15H89ZM112 18L113 17H116L115 19H114V21L117 19V15L116 16H111ZM140 17V16H139ZM205 17H207V18H205ZM213 17H217V19H215V20H213L212 18ZM239 17V16H238ZM2 18V16L0 17V19ZM15 18H16V16H15ZM47 18V19H46ZM64 18H66V17H64ZM67 18L66 19H64L63 21H62V23H61V21H60V23L62 24V26L60 25L59 26V28L60 27H62L61 29L66 33V34H63L64 36H62V37H66L65 35H70V39L72 38L71 36V34H75V38L77 37L76 36V34H78V31L79 30H81L82 29V27L81 28H79V30L77 29V31H76V29H74L73 27H76V26H80L82 23H80V25L79 24H77L76 22L74 23L72 20H71V22L69 21L70 19H68V21H67ZM80 18L78 17V19L80 20ZM86 17H84V19H85ZM94 18H96V17H94ZM94 18H92L91 17V19H94ZM145 18V17H144ZM150 18V17H149ZM63 19V18H62ZM77 19V20H78ZM98 19V18H97ZM239 19V20H238ZM78 20V21H79ZM89 20H90V18H89ZM88 20V21H89ZM96 20V19H95ZM109 20H111V18L109 19ZM113 20V19H112ZM119 20H120V17H119ZM122 20H125V19H122ZM127 20V19H126ZM147 20H149V19H147ZM49 21V20H48ZM82 21V20H81ZM83 22H87V21H83ZM89 22H92V24L94 23V21H89ZM96 22V21H95ZM98 23H99V21H97ZM96 22V23H97ZM113 21H111L110 23H112ZM146 22V21H145ZM240 22V23H241ZM59 23V24H60ZM234 24L236 23V22H233ZM71 24H77L76 26H72ZM95 24V23H94ZM100 24V23H99ZM113 24V23H112ZM98 24H96V26H97ZM134 25V24H133ZM168 25V24H167ZM233 25V24H232ZM235 25H237L238 26V23H236ZM2 26H3V28H2ZM57 27H56V29H58V24L56 25ZM84 27H85V25H83ZM89 26L90 27H93V25L91 26V23L89 24ZM95 26V25H94ZM95 26V27H96ZM164 26V25H163ZM236 26V27H237ZM83 27V30H85V28L87 29V27H85L84 28ZM95 27H93V28H95ZM134 27V26H133ZM77 28V27H76ZM172 28V27H171ZM177 28V27H176ZM92 29V28H91ZM206 29H208V30H206ZM236 29V28H235ZM234 29V30H235ZM52 30H54V29H52ZM59 30V29H58ZM62 30H59L60 32L62 31ZM91 31L90 30V28L89 29H87V31ZM146 30V29H145ZM229 30V31H228ZM233 30V31H234ZM56 31V30H55ZM59 31H56V32H59ZM72 31H73V33H72ZM74 31H76V33L74 32ZM89 31H88V33H89ZM111 31V30H110ZM109 31V32H110ZM131 31H132V29H131ZM141 31V30H140ZM232 31V32H233ZM54 31H51V33H53ZM64 32H62V33H64ZM84 32H86V31H84ZM164 32V31H163ZM32 33V34H33ZM44 33H46V31L44 32ZM43 33V34H44ZM48 33V32H47ZM55 33V32H54ZM79 33H81V31H79ZM91 33V32H90ZM134 33V32H133ZM149 33V32H148ZM39 34V35H38ZM82 34H83V31H82ZM110 34V33H109ZM113 34V33H112ZM111 34V35H112ZM130 34H131V32H130ZM130 34H129V37H133V36H130ZM179 34H181V33H179ZM60 35V39L62 38L61 37V33L59 34ZM67 35V36H68ZM80 35L81 34H79L78 35V37H77V39L80 37ZM84 35V34H83ZM83 35H81V36H83ZM106 35H108V33L106 34ZM106 35H104L105 37H106ZM110 35V36H111ZM128 35V34H127ZM132 35V34H131ZM139 35H141V34H139ZM138 35V36H139ZM143 35V34H142ZM156 35V34H155ZM233 35V38H231V36ZM235 35H236V32H235ZM29 36V37H28ZM74 36V35H73ZM94 36V34L92 35V37ZM100 36V35H99ZM103 36V35H102ZM125 36V35H124ZM20 37H23V39H21ZM33 37V36H32ZM97 37V36H96ZM95 36H94V38H96ZM101 37V36H100ZM104 37V38H105ZM109 36H107L105 39L107 40V38H108ZM114 36L112 35V38H113ZM161 37V36H160ZM69 38H67L66 37V39H68V41L70 42H72V40H73V38L71 39V40H69ZM99 38V37H98ZM122 38V37H121ZM120 38V39H121ZM125 38H127V37H125ZM124 38V39H125ZM57 39V38H56ZM64 39V38H63ZM61 40V41H64L65 42V40L66 39H64V40ZM93 39V38H92ZM104 39V40H105ZM110 39V38H109ZM123 39V40H124ZM169 39V38H168ZM171 39V38H170ZM169 39V40H170ZM208 39V38H207ZM226 39V38H225ZM17 40H21V42L23 41V43H22V45H19L18 44V42L16 43V41ZM94 41H95V39H93ZM99 40V39H98ZM97 40V41H98ZM112 40V39H111ZM110 40V41H111ZM145 40V39H144ZM172 40H174V38L172 39ZM171 40V41H172ZM182 40H181V43H182ZM198 40H201V39H198ZM220 40H222V39H220ZM45 41V40H44ZM54 41H58V40H54ZM54 41H53V43H54ZM112 41H114V39L112 40ZM116 41V40H115ZM142 42H143V40H141ZM203 41V40H202ZM20 42V41H19ZM59 43L58 44H60V41H58ZM70 42V43H71ZM100 43H101V40L99 41ZM106 42V41H105ZM104 42V43H105ZM108 42V41H107ZM117 42V41H116ZM115 42V43H116ZM119 42V41H118ZM120 42H123L122 40H120ZM141 42V43H142ZM154 42V41H153ZM175 42H177V41H175ZM197 42V41H196ZM195 42V44H196V46H197V43L198 42H200V41H198L197 43ZM48 43V42H47ZM56 43V42H55ZM54 43V44H55ZM98 43V42H97ZM109 43V46L110 47H112L113 48V43H112V46L110 45L111 43L110 42H108ZM172 43H173V41H172ZM171 43V44H172ZM180 43V42H179ZM51 44V43H50ZM53 44V45H54ZM57 44V43H56ZM57 44V45H58ZM69 44V43H68ZM86 44V43H85ZM85 44H82L83 46V51H85L84 50V45ZM103 44V42L101 43V45ZM118 44V43H117ZM116 44V45H117ZM165 44V43H164ZM46 45V44H45ZM45 45H43L44 47L43 48H45L46 46ZM73 45V44H72ZM87 45V44H86ZM88 45H90V44H88ZM99 45V44H98ZM100 45V46H101ZM103 45H105V44H103ZM108 45V44H107ZM173 45V44H172ZM175 45H176V43H175ZM184 45V44H183ZM184 45V46H185ZM19 46V47H18ZM52 46V45H51ZM56 46V45H55ZM76 46V45H75ZM78 46V45H77ZM109 46H101L102 47V49H101V47H100V49L102 50V52H101V55L103 56H100V57H102L103 59H105L107 62L106 63H110L111 62V59H112V57L113 56H117V55H115V54H113V53H111L113 50H111V51H109V49H112V48H109L108 50L106 49V47H109ZM115 46V45H114ZM140 46H141V44L139 45V47L138 48H140ZM176 46H178V45H176ZM180 46H182L181 44L179 45V47L178 48H180ZM194 47H195V45H193ZM29 47H31L28 51L27 50H24V49H26V48H29ZM49 47V48H48ZM47 48H48V50L49 49H51L50 48V46H48ZM72 47V46H71ZM82 47H81V49H82ZM151 47H153L152 45H151ZM165 47V46H164ZM187 47V46H186ZM185 47V48H186ZM194 47H192V49L190 48V50L192 51V50H194L193 48ZM206 47V46H205ZM204 46H203V48H205ZM42 48V47H41ZM55 48H56V50H57V48H58V46L57 47H54V51H55ZM74 47H72V49H73ZM78 48V47H77ZM91 48H93L92 47V45H91ZM96 48H98L99 49V46L97 47L96 46ZM95 48V49H96ZM115 48H116V46H115ZM117 48H118V46H117ZM128 48H129V50H127V51H130V47L128 46ZM137 48V49H138ZM142 48V47H141ZM147 48V47H146ZM166 48V47H165ZM184 48V47H183ZM196 48V47H195ZM71 49V50H72ZM75 49V48H74ZM86 49H88L89 50V48L87 47ZM132 49V48H131ZM177 48L175 47V50H176ZM212 49H210V50H212ZM53 50L51 49V53H53ZM77 50H79V49H76V51ZM93 50H94V48H93ZM115 50V52H117L118 51V49H114ZM139 50V49H138ZM138 50H133V51H138ZM152 50H153V48H152ZM178 50V49H177ZM181 50V49H180ZM209 50V49H208ZM209 50V51H210ZM45 51V50H44ZM73 52H75L74 50H72ZM82 50H81V52L80 51H78L79 52V54L81 53L82 54V52H83ZM91 52H92V49L90 50ZM99 51V50H98ZM125 51V52H124ZM123 51V56H122V58H120L121 57V55H122V53H121V55L118 57L117 56V58L115 57V59H116V61L115 62H113L112 64H111V66H113L112 67V69L114 68L115 70H117L118 72H121L122 70H123V68H125L126 67V65L127 64H124L125 62H123V60L122 59H125V57H124V55H129V54H126V50H124ZM133 51H131V52H133ZM140 51V50H139ZM138 51V52H139ZM146 51V50H145ZM189 52V54L191 55V54H193V56H191V58L192 57H195V54L194 53H192V52ZM49 52V51H48ZM56 52V51H55ZM69 52H70V50H69ZM68 52V53H69ZM72 52V53H73ZM88 52V51H87ZM94 52V54L97 52H95V51H93ZM93 52L92 53H90V52H88V53H90V55L91 54H93ZM137 52V53H138ZM178 52H180V51H178ZM182 52H184L183 50H182ZM186 53H187V49H186V51H185ZM212 52V51H211ZM43 53V52H42ZM87 54V55H89L88 53H86V52H83V54ZM128 53V52H127ZM136 53V54H137ZM47 54V53H46ZM49 54V56H50V53H48ZM48 54L45 56V58L47 57V59L48 58H51V57H49L48 56ZM70 54H71V52H70ZM69 54V55H70ZM76 54V57H78V53H75ZM74 53H73V56L75 55ZM78 54V55H77ZM80 54V55H81ZM94 54H93V56H94ZM117 54V53H116ZM132 54V53H131ZM136 54H133V55H136ZM171 54V53H170ZM175 54H176V52H175ZM188 54V53H187ZM54 55H55V53H54ZM54 55H51V56H54ZM72 55V54H71ZM86 55V56H87ZM89 55V56H90ZM119 55V54H118ZM151 54H149V56H150ZM189 55V56H190ZM71 57V56H66L67 58H68V60H67V58H65V60H63L62 62H60L61 63V65L62 66H60L61 68L63 67V65L64 66H66V64H68V66H69V62H71L72 60L71 59H73L74 57ZM92 55H91V57H93ZM96 56V55H95ZM94 56V57H95ZM138 56H139V53H138ZM143 56H145V55H143ZM88 57V56H87ZM87 57H85L84 55H83V57H82V55L80 56V58L78 57V58H76V60H78L77 62H76V60L75 59H73L75 62H76V64L77 63H79V59H84V60H86L85 58H87ZM94 57L93 58H89L88 57V59L86 60V62L84 63V62H82L84 65H86V63H87V61L88 62H91V61H89V59H93L94 60ZM97 57H98V55H97ZM100 57H98V58H100ZM127 57V56H126ZM133 57V56H132ZM132 57H131V55H130V58L132 59ZM147 57V56H146ZM169 57V56H168ZM173 57V56H172ZM177 57V56H176ZM45 59L43 56L41 57V60H43V59ZM70 58V59H69ZM148 58V57H147ZM22 59V60H21ZM37 59V60H36ZM96 59V58H95ZM127 59V58H126ZM126 59L124 60V61H126ZM128 59H129V56H128ZM195 59V58H194ZM71 60V61H70ZM144 60H145V58H144ZM143 60V61H144ZM170 60V59H169ZM172 60V59H171ZM219 60V59H218ZM217 60V61H218ZM34 61V62H33ZM45 61L47 62L48 60H46L45 59ZM49 61H51V59L49 60ZM48 61V62H49ZM52 61L55 63V65H56V63H57V61H56V58H54V59H52ZM74 61H72L73 63H74ZM138 62H141L140 60H137ZM136 61V62H137ZM188 61V60H187ZM15 62V61H14ZM40 62L41 61H38V63L40 64ZM71 62V63H72ZM81 62V61H80ZM105 62V61H104ZM171 62V61H170ZM172 62H173V60H172ZM194 62V61H193ZM26 63V64H25ZM34 63V64H33ZM43 63H45V62H43L42 61V63L41 64H43ZM71 63H70V66H74V65H76L75 63L73 64L72 63V65H71ZM95 63V62H94ZM220 63V64H221ZM81 64V63H80ZM93 64V63H92ZM219 63H218V65H219V67L221 66ZM38 65V64H37ZM60 65V64H59ZM87 65H90L89 63H87ZM86 65V67H87V70L89 69L88 68V66ZM93 65H95V64H93ZM93 65H91V66H93ZM192 65V64H191ZM208 65V64H207ZM68 66H66V67H68ZM73 66H72V69L73 70H75L76 68L74 67L73 68ZM81 66V65H80ZM91 66H89L90 68H91ZM107 66L108 65H104V67H105V69L107 68ZM186 66H187V64H186ZM66 67H64V70H65V68ZM76 67H77V65H76ZM83 67V69H86L84 66H82ZM96 66H94V68H95ZM103 67V65L101 64V66H99V70H101V68ZM130 67V66H129ZM215 67V66H214ZM230 67V66H229ZM2 68V67H1ZM56 68H58L57 66H56ZM56 68H55V70H56ZM60 68V69H61ZM69 68H71V67H68V69H66V70H70ZM78 68V67H77ZM93 68V67H92ZM93 68V69H94ZM97 68V67H96ZM111 67H109V69H110ZM127 68H128V65H127ZM216 68V67H215ZM215 68H212V69H215ZM220 68H222V66L220 67ZM63 69V68H62ZM61 69V73H62V75H57V74H54V76L55 75H57V77H61L62 78V76L63 75H67L66 77H68V78H70L68 75V73L67 74H64V71ZM103 69V68H102ZM168 69V68H167ZM166 69V70H167ZM17 71H18V69H16ZM52 69H50V71H51ZM53 70H54V68H53ZM59 70V69H58ZM107 70H108V68H107ZM107 70H105V71H107ZM121 70V71H120ZM145 70H147V69H145ZM144 70V71H145ZM152 70V69H151ZM154 70H155V68H154ZM244 70V69H243ZM16 71V72H17ZM34 71V70H33ZM91 71H92V69H91ZM91 71H89V73L91 72ZM104 71V70H103ZM114 71V70H113ZM143 71V72H144ZM216 71V70H215ZM221 71V70H220ZM13 72V71H12ZM15 72V71H14ZM13 72V73H14ZM53 71H51V74H52V77H53V73H52ZM96 72H98V70L96 71V69H94V71H93V73L91 74L90 73V76H89V73H88V75L87 74H85V76L87 75V76H89V77H87V81L84 79V78H86V77H83V79L86 81V82H88L89 83V81L88 80H90V85H100L101 86V92H105V91H107V90H110V89H114L113 87V84H114V82L116 81V77H117V80H118V78H119V80L121 79V76L119 77V75L117 76V74L118 73H116V72H113L114 74H112V75H114L113 76V79L111 78V79H109L108 77L110 76H106V78H105V76H103L104 74L102 73V72H100L101 74H102V76H101V74L99 75V74H96ZM141 73H142V71H140ZM151 73L152 72H154V71H150ZM190 72V71H189ZM197 72V71H196ZM202 72V71H201ZM207 72V71H206ZM205 72V73H206ZM212 72V70H210V73ZM213 72H214V70H213ZM59 73V72H58ZM70 73V72H69ZM74 73H75V71H74ZM82 73V72H81ZM104 73H106V72H104ZM107 73H109V72H107ZM115 73H116V75H115ZM141 73H139V74H141ZM146 73H148V72H146ZM200 73V72H199ZM215 73V72H214ZM214 73H212V74H214ZM225 73V72H224ZM49 74V73H48ZM50 74V75H51ZM79 73H77V75H78ZM145 74V73H144ZM150 74V73H149ZM201 74H203L204 75V73L202 72ZM207 74V73H206ZM205 74V75H206ZM211 74V76L213 77V76H215V74L214 75H212ZM219 74V73H218ZM14 76H13V80H12V78H10V77H8L9 79H11L13 82H15V80H17L18 79V76L17 75H15V74H13ZM18 75H19V73H18ZM32 75V74H31ZM46 75V74H45ZM50 75H48L49 77H50ZM76 75V73L75 74H73V71H72V74H71V76L74 78V81L73 80H71V79H68V78H62V79H60V77L58 78V79H60L61 81V83L60 82H58V80H57V83H59L60 84V86L59 87H75V86H73L74 85V83H75V81H76V84L78 83L77 81L78 80H83L82 78H80V79H78V80H75V76H77ZM106 75V74H105ZM121 75V74H120ZM124 75V74H123ZM193 75V74H192ZM199 75V74H198ZM208 75H209V73H208ZM9 76V75H8ZM10 76H12V75H10ZM44 76V75H43ZM48 76H47V78H48ZM116 76V77H115ZM152 76H153V73H152ZM155 76V75H154ZM153 76V77H154ZM197 76V75H196ZM201 76V75H200ZM199 76V77H200ZM216 76H217V74H216ZM6 77V76H5ZM41 77V76H40ZM78 77V76H77ZM115 77V78H114ZM193 77V76H192ZM202 77V76H201ZM207 77V76H206ZM55 78V77H54ZM183 78V77H182ZM203 78H205V77H203ZM209 78V77H208ZM211 78V77H210ZM227 78H229V77H227ZM42 79V78H41ZM41 79H39L40 81H42ZM50 80H51V77L49 78ZM49 79H47L46 80V76L44 77V80L45 81H47V82H50V83H48V84H54L55 82H52V81H48ZM56 79V78H55ZM212 79V78H211ZM215 79V78H214ZM2 80V79H1ZM4 80H5V78H4ZM4 80H2L3 82H4ZM42 81V82H44V83H47V82H45V81ZM79 81V82H81V83H83L82 81ZM142 80H144V87L146 86V88L148 89L149 87H155L156 86V84H155V82H154V79L153 78H149V77H146V79H142ZM8 81V83H11V82H9V80H7ZM178 81V80H177ZM186 81V80H185ZM230 81H232V80H230ZM118 82V81H117ZM184 82V81H183ZM7 82H5V84H6ZM8 83L6 84V86L8 85ZM41 83V82H40ZM39 83V84H40ZM141 83V84H142ZM189 83V82H188ZM2 84V83H1ZM0 84V85H1ZM14 84V83H13ZM37 84H38V82H37ZM41 84H43V83H41ZM40 84V85H41ZM47 84V85H48ZM61 84H64V85H62L61 86ZM75 84V85H76ZM78 84H80V83H78ZM89 84H87V83H85V85H87V86H89ZM118 84V83H117ZM129 84V83H128ZM136 84V83H135ZM137 84H138V81H137ZM46 85V86H47ZM55 85H57L58 86V84H54L53 86V88H56V86ZM84 85V86H85ZM239 85V84H238ZM2 86H4V83H3V85ZM1 86V87H2ZM32 86H34V85H32ZM45 86V87H46ZM49 87H51L52 88V86L51 85H48ZM77 86V85H76ZM79 86V85H78ZM77 86V87H78ZM83 86V85H82ZM83 86V87H84ZM86 86V87H87ZM121 86V85H120ZM119 86V88H121ZM133 86V85H132ZM187 86H189V85H187ZM0 87V93L1 94H4L5 92H6V89L7 88H9V91H11V89H12V91H17V90H15L16 89V87L15 86H10V87H8L7 86V88H5L4 87V89L3 88H1ZM23 87V86H22ZM28 87V86H27ZM30 88H29V90H27L26 91V94L29 96V98L30 97H33V96H30L35 90L37 91L38 90V85L36 86V84H35V87L37 88V89H35L34 91L33 90H31V92L32 93H30L29 91H30V89H33V88H31V86H29ZM41 87H44V86H42L41 85ZM44 87V90H47L49 87H47V88H45ZM117 87V86H116ZM123 87H124V85H123ZM122 87V88H123ZM184 87V86H183ZM79 88V87H78ZM125 88V87H124ZM128 88V87H127ZM132 88V87H131ZM158 88H159V86H158ZM158 88H155V92H157L155 95H154V97H156L157 99H156V101L158 100V98H159V101L158 102H156V104L154 105L155 106V108H158V112H159V107L160 106H162V108H163V105H161V104H164V103H162L163 101H162V97H165L164 95L161 97L160 96V94H159V92H158V90L160 91V89H158ZM233 88V87H232ZM236 88V87H235ZM40 89H42V88H40L39 87V91L41 92V94L43 93L42 92V90H40ZM65 89V88H64ZM68 89V88H67ZM72 89H74V88H72ZM75 89H76V87H75ZM153 89V88H152ZM237 89H238V87H237ZM19 90H21V89H19ZM43 90V91H44ZM50 90H53L54 92H53V95H56L57 96V94H60L58 97H56V99H55V101H54V104H56L55 102L56 101H58L57 102V104L59 105V103H62V100L64 99L65 100V98L64 97H62V96H65V95H63L64 93L63 92H61V90H60V92L58 93L57 92V94H54V93H56V90H54V89H50ZM80 90V89H79ZM220 90V89H219ZM5 91V92H4ZM8 91V92H9ZM35 91V92H36ZM48 91V90H47ZM46 91V92H47ZM58 91H59V89H58ZM68 92H66V93H69V91L70 92H73L72 94H73V96L74 95H76L75 94V90H71L70 88L67 90ZM78 91V90H77ZM119 92H120V94H114V96L112 97V100H106L105 98H103V101L100 103V104H98L97 105V108H93V109H91L92 107H90L89 106V101H90V98L88 99L87 97L88 96H86V98L89 100H86V101H88L87 103H88V105H85L86 107L87 106H89L90 107V109H89V111H88V114H87V116H84V115H82V117L84 118V119H82V117H81V121L80 122H78L79 123V128L82 130V131H80L79 133H73L72 135H70V137H66L65 135H64V133H63V131H66V133L68 132L67 130H70V131H73L75 128V126H74V121L72 122L71 121V119H68L69 118V116H71V114L72 113H70L69 114V116L66 118L67 120H61L60 122L58 121V119H52V121H54V120H57L58 122H53L52 123V121H51V119L50 118H53V117H51V113L50 112H48L47 114L49 115V123H50V129H51V131H50V129H49V133L51 132V133H53L54 134V137L53 138H55L56 140H53V139H51V137L49 138V139H51V140H53V142H55L56 141V143L58 144V151H56V153H54L55 155H50V153H52V152H50L49 153V150H48V153L47 154H49V155H47L45 152H44V157L46 156V157H48L49 156V158H47L46 159V157L44 158L43 156V162H44V160L46 161V160H48V159H50L51 158V160L53 161V165L50 167V165H47V169H48V171H49V169H53V171H52V173L54 174V177H53V180L51 181L52 182V184H53V186L54 187H58V189H59V191L60 192H58L60 195L62 194L61 192H63V190L64 189H66V188H68V187H70V186H72V184L74 183V181L76 180V178H77V175L78 174H80V173H82V172H87L86 174H88V176L87 177H89L90 178V181L92 182V183H94L95 185H98V186H101V187H103L102 188V190H101V193H100V195H101V197H107L106 199H104V200H107V201H109V202H111V204L113 203V204H115V203H117L116 205H118V204H120L121 203V205H127L129 208H133V204H135V203H132L131 202V200L129 199L130 197H129V195H123V193H121V191L119 192V190L121 189L120 187H118V189H117V186H119V184H117L116 185V183H115V185L113 184V185H107V181L109 180V179H111V177H113L114 176V174H112L111 175V173L113 172V171H115L114 169H111V165L112 164H107L108 166H105V165H103V166H105L104 168H102L101 166H99V164L100 163H98L94 158H92L93 156H91V155H89L88 153H87V149L86 148H88V146H90V145H88V143H92V146H93V144H96V143H101V144H105V146L106 145H108V147H112V149L113 148H117V150H119L120 151V156H121V152L123 153L124 152V149H126V147H129V146H131V151H128L127 153H128V155L129 154H132L133 152L135 153V151H138V150H141V148L145 145V144H143L142 142H141V139L139 140V143H137L135 140V137H136V135L134 136V138H133V134H131L132 133V131L130 130V128L128 129V130H125L126 132H124V134L123 135H118L117 133H116V129H117V126L118 125H120V119L123 117V115H124V110H125V108L127 107L126 106V103L127 102H129V100H128V98H127V95H126V93L128 92V91H124V90H122L121 91V89H119L118 90ZM153 91V90H152ZM40 92H39V94H40ZM82 92H83V90H82ZM81 92V93H82ZM189 92V91H188ZM187 92V93H188ZM194 92V91H193ZM37 93H38V91H37ZM48 93V92H47ZM47 93H45V91H44V94H45V96H46V94ZM81 93L79 92V98H80V96L82 97L83 95H81ZM163 93V92H162ZM183 93V92H182ZM236 93V92H235ZM6 94V93H5ZM23 92H20V93H16L15 95L17 96V97H21V96H23ZM44 94H43V96H44ZM90 94V93H89ZM165 94V93H164ZM223 94V93H222ZM35 96L33 97V98H31V99H29L28 101H27V103L28 104H26V106L27 105H31V106H33V105H35V106H37L38 104H40V103H38V100L41 98V96H40V98H38V100H37V98H36V93L34 94ZM47 95H50V94H47ZM68 95V94H67ZM70 95V94H69ZM69 95H68V97L66 98V100L69 98ZM93 95V94H92ZM107 95V94H106ZM105 95V96H106ZM159 95V96H158ZM162 95V94H161ZM166 95V94H165ZM167 95H168V93H167ZM224 95V94H223ZM38 96V95H37ZM72 96V97H73ZM222 96V95H221ZM221 96H219V98L221 97ZM225 96V95H224ZM223 96V97H224ZM235 96V95H234ZM60 97H61V99H60ZM76 97H78V94L75 96V98ZM84 97V96H83ZM98 97V96H97ZM103 97V96H102ZM208 99H210V96L208 95ZM213 97V96H212ZM1 98V97H0ZM34 98H36V99H34ZM44 98V97H43ZM42 98V99H43ZM70 98H71V96H70ZM74 98V97H73ZM85 98V99H86ZM96 98V97H95ZM166 99H167V97H165ZM214 98V97H213ZM218 98V99H219ZM222 98V97H221ZM220 98V99H221ZM234 98L236 99V96L235 97H233V100H234ZM27 99V98H26ZM60 99V100H59ZM77 99V98H76ZM76 99H73L74 100V103H76ZM3 100V99H2ZM16 98L14 97L13 99H12V102L11 103H9V105L7 106V107H5V108H7L6 110H2V111H0V112H2L1 114H0V145L3 147V148H14V147H18L19 145H20V143H21V140H22V135H23V132H20V130L18 131V129H16L17 127L14 125V123H16V120L19 118V116L21 117V113L19 114V113H17V111H15V112H13V111H10L11 110V107L13 106V105H15V103H16ZM18 100H19V98H18ZM44 100V99H43ZM72 100V99H71ZM73 100L72 101H70V99H69V101L70 102H68V103H70V104H72L73 103ZM81 100V99H80ZM84 100V99H83ZM93 100V99H92ZM201 100V99H200ZM199 100V101H200ZM211 100V99H210ZM237 100H238V102H239V104H241V102L239 101V99H238V96H237ZM237 100H235V101H237ZM22 101V100H21ZM40 101H41V99H40ZM39 101V102H40ZM53 101H51V104H52V102ZM61 101V102H60ZM68 101V100H67ZM77 101H79V100H77ZM235 101H232V103L233 102H235ZM1 102V101H0ZM18 102V101H17ZM23 102V101H22ZM24 102H26V101H24ZM65 102V101H64ZM72 102V103H71ZM80 102V101H79ZM82 102V101H81ZM81 102H80V104H81ZM164 102H165V100H164ZM213 102V101H212ZM238 102H236L237 104H238ZM38 103V104H37ZM68 103H66L65 102V104L66 105H68ZM83 103H85V104H87L86 102H83ZM91 103V102H90ZM130 103V102H129ZM129 103H128V105H129ZM17 104H19V103H17ZM62 104H64V103H62ZM64 104V105H65ZM69 104V105H70ZM77 104H78V102H77ZM80 104H79V106H80ZM211 104V103H210ZM237 105V106H239V107H237L238 109L241 107V105ZM61 105V104H60ZM60 105H59V107H60ZM64 105H61V106H63L62 108L64 109ZM75 105V104H74ZM74 105H70V106H74ZM84 105V104H83ZM83 105H82V108H83ZM99 105H100V107H99ZM208 105V104H207ZM232 105H234V104H232ZM21 106V105H20ZM25 106V107H26ZM38 106H40V105H38ZM46 106V105H45ZM69 106V107H70ZM76 106V105H75ZM236 106V105H235ZM234 106V107H235ZM28 107V106H27ZM26 107V108H27ZM30 107V106H29ZM28 107V108H29ZM49 107V106H48ZM58 106L56 105V107H55V105L53 106V108H57ZM67 107V106H66ZM69 107H67L68 108V110H67V113L70 111L69 110ZM78 107V106H77ZM76 107V108H77ZM15 108H16V106H15ZM26 108H23V110H25ZM27 108V109H28ZM31 108L32 107H30V109H28L27 111H29V110H31ZM33 108H35L34 106H33ZM38 108V107H37ZM71 108V107H70ZM102 108H105V109H107L108 110V112H107V116L104 118V119H102V120H100V119H98V116H99V109H102ZM193 108H194V106H193ZM236 108V107H235ZM236 108V109H237ZM50 109H52V106H51V108ZM49 108H48V111H51ZM79 109V108H78ZM84 109H86V111H87V109L88 108H84ZM164 110H165V108H163ZM167 109V108H166ZM173 109H175V108H170L169 110H172L173 111ZM23 110L22 111H20L19 110V112H23ZM37 110V109H36ZM35 110V111H36ZM43 110V109H42ZM56 109H54V110H52L53 112H55V113H57L56 115H58L59 114V112H60V114H61V112H66V111H59V112H57V111H55ZM59 110H62V109H60L59 108ZM66 110V109H65ZM71 110H73V108H71ZM75 110V109H74ZM51 111V112H52ZM32 112V111H31ZM47 112V111H46ZM71 112V111H70ZM74 112V111H73ZM76 112H81V111H76ZM83 112H85L84 110H83ZM24 113V112H23ZM160 113H161V111H160ZM234 113V112H233ZM60 114H59V116H60ZM66 114V113H65ZM77 114V113H76ZM79 114H83L82 112L81 113H79ZM194 114V113H193ZM23 115V117H24V114H22ZM30 115V114H29ZM28 115V116H29ZM53 115V114H52ZM56 115H54V117H57ZM61 115H63V113L61 114ZM67 115V114H66ZM73 115L76 117V115L73 113ZM159 115V114H158ZM158 115H157V117L155 116V118L153 117L151 120H149V121H146V122H144V120L142 121V124L143 125H146V124H148V125H151V124H153L154 125V127H157V128H159L160 129V127H162V125H161V123H160V119H159V117H158ZM230 115H233V114H231V113H229V115H224V116H222V118L223 119H226L227 120V122H229L230 120V118L232 117H230ZM25 117V120L26 119H30L29 117ZM59 116H58V118H59ZM65 116V115H64ZM74 116H72V117H70V118H73ZM77 116H78V114H77ZM234 116H236V114L234 115ZM22 117V118H23ZM36 117V116H35ZM41 117V116H40ZM46 118V120L48 119L47 118V115L45 116ZM61 117V116H60ZM80 117V116H79ZM38 119H39V116L37 117ZM37 118H34V116H33V118H31V119H34V120H38ZM62 118H64L63 116H62ZM133 118V117H132ZM131 118V119H132ZM229 118V119H228ZM40 119H42V117L40 118ZM44 119V120H45ZM74 119H76V120H80L79 118H73L72 120H74ZM129 119V118H128ZM184 119V118H183ZM183 119H182V121H183ZM27 120V122L26 123H29V121H31V120H29L28 121ZM59 120H60V118H59ZM134 120V119H133ZM146 120H148V119H146ZM15 121V122H14ZM19 121V120H18ZM21 122V121H20ZM34 122V124H35V121H33ZM24 123V122H23ZM26 123H25V125H26ZM37 123V122H36ZM44 123H46L45 121H44ZM48 123V124H49ZM73 123V124H72ZM77 121L75 122V124H76V127H77ZM122 123V122H121ZM123 123H125V122H123ZM185 123V122H184ZM184 123H182V124H184ZM24 125V124H23ZM27 125H29V124H27ZM26 125V126H27ZM31 126H33L32 124H30ZM29 125V126H30ZM188 125V124H187ZM22 126V125H21ZM121 126V125H120ZM123 126V125H122ZM121 126V127H122ZM176 126V125H175ZM251 126V125H250ZM24 126H22V128H23ZM44 127H45V125H44ZM173 127V126H172ZM150 128V127H149ZM174 128V127H173ZM47 129V130H48ZM120 129H122V128H120ZM170 129V128H169ZM182 129V128H181ZM180 129V130H181ZM211 129V128H210ZM118 130V129H117ZM23 131V130H22ZM118 131H120V130H118ZM131 131V132H130ZM134 131V130H133ZM217 131V130H216ZM93 133L94 135L89 139V140H87V141H85L84 139H82L83 138V136L85 135V134H87V133ZM135 132V131H134ZM136 132H137V129H136ZM135 132V133H136ZM179 132V131H178ZM212 132V131H211ZM63 133V134H62ZM71 133V132H70ZM81 133V134H80ZM182 133V132H181ZM139 134V133H138ZM137 134V135H138ZM155 136L157 135L155 132L153 133ZM152 134V137L154 136ZM67 135V134H66ZM142 135V134H141ZM151 135V134H150ZM176 135H178V134H176ZM180 135H182V134H180ZM154 136V137H155ZM160 135L158 134V137H159ZM89 137V136H88ZM140 137V136H139ZM152 137H150V139H152V140H157L156 139V137L155 138H152ZM164 137H166V140H168L167 139V136L165 135ZM163 137V138H164ZM160 138V137H159ZM168 138H170L169 137V135H168ZM50 140V141H51ZM152 140H149V143H147V144H150V142L152 141ZM165 140V141H166ZM49 141V142H50ZM52 142V141H51ZM167 142H169V141H167ZM166 142V143H167ZM50 144V143H49ZM200 144V143H199ZM51 145V144H50ZM86 145H88V146H86ZM167 145H168V143H167ZM0 146V147H1ZM91 147V146H90ZM138 147H139V149H138ZM147 147V146H146ZM165 147H166V145H165ZM165 147H164V149H165ZM50 148V147H49ZM53 148V147H52ZM93 148V147H92ZM115 148V149H116ZM119 148V149H118ZM2 149V148H1ZM89 149V148H88ZM107 149V148H106ZM112 149L110 150H108V152L107 153H109L110 151H111V154H113L114 155V153H112ZM115 149H113V150H115ZM95 150V149H94ZM207 150V149H206ZM46 151V150H45ZM54 151V150H53ZM119 151H118V157H120L119 156ZM145 151V150H144ZM26 152V151H25ZM55 152V151H54ZM130 152V153H129ZM157 151H155V154H158V153H156ZM115 153H116V150H115ZM133 153V154H134ZM147 154L150 156V157H148L147 156ZM147 154H145V156H147V157H145V156H143L144 157V160L142 161V163L144 162L145 163V166H144V168L145 169H143V171H142V174L144 175V176H141V177H143V178H145V179H147V178H149V177H151V176H153V177H158L159 175L160 176H162L163 175V172H162V175H161V173H149V171H148V169L149 168H151L152 167V165L153 164H155V162H156V160H159L160 158H163L162 157V153H159L160 155H161V157L160 158H158L157 159V157L155 158V157H151V155L149 154V153H147ZM110 155V154H109ZM164 155H165V153H164ZM163 155V156H164ZM95 156V155H94ZM155 156H157V155H155ZM159 156V155H158ZM115 157H117V156H115ZM122 158V157H121ZM108 159V158H107ZM10 160V159H9ZM142 160V159H141ZM140 160V161H141ZM163 160V159H162ZM0 161H2V160H0ZM27 161H29V159H27L26 161H25V165L27 164V163H30V164H33L32 163V161H30V162H27ZM11 162H13V161H11ZM131 162V161H130ZM141 163V164H142ZM144 163H143V165H144ZM158 163V161L156 162V164ZM10 164V163H9ZM106 164V163H105ZM29 165V164H28ZM101 165V164H100ZM8 166V165H7ZM6 166V167H7ZM31 166H33V165H30V166H28L29 167V169H30V167ZM27 167V168H28ZM46 167V166H45ZM44 167V168H45ZM127 167V166H126ZM115 168V167H114ZM29 169H28V171H29ZM117 169V168H116ZM120 169V168H119ZM165 169V168H164ZM31 171H33L34 169H33V167H32V169H30ZM121 171H122V168L120 169ZM161 170V169H160ZM27 171V172H28ZM121 171H120V173H121ZM27 172H25L24 174H25V177H24V175H23V177L26 179V175H27ZM262 172V171H261ZM63 173H66V177H64V176H62V174ZM85 174V173H84ZM259 175V174H258ZM263 175H264V173H263ZM27 177H28V175H27ZM116 177H118V176H116ZM260 177V176H259ZM21 178V177H20ZM24 178H22V179H24ZM114 178V177H113ZM261 178V177H260ZM24 179V180H25ZM259 179V178H258ZM18 180H19V178H18ZM18 180H15V182H18ZM21 180V179H20ZM113 180V179H112ZM13 181V180H12ZM109 181H111V180H109ZM14 182V181H13ZM14 182V183H15ZM22 182H23V180H22ZM117 182V181H116ZM125 182V181H124ZM11 183V184H13V185H17V183ZM19 183H21L20 181L18 182V184ZM75 185V184H74ZM122 185H124L123 183H122ZM160 185V184H159ZM173 185H175V184H173ZM187 185V184H186ZM186 185H177V186H174L173 188L174 189H176V187H177V189H179V188H184V187H186ZM95 187V186H94ZM29 189L28 190H26V191H23V192H21V193H17L18 195L17 196H14L13 198V200L11 201V203H12V205L13 206H11V207H17L19 204H25L26 206H27V208H29V207H31V205H32V198L30 197V196H32L31 195V193H32V191H31V188L32 187H28ZM100 188V187H99ZM53 189V188H52ZM9 190H11V189H9ZM36 190V189H35ZM40 190V189H39ZM184 190H185V188H184ZM187 190V189H186ZM78 191V190H77ZM172 191V190H171ZM264 191V190H263ZM16 192V191H15ZM124 192V191H123ZM187 192V191H186ZM8 193V192H7ZM7 193H5V194H7ZM37 193V192H36ZM75 193V192H74ZM129 194V193H131V192H125L124 194ZM33 194V193H32ZM40 194V193H39ZM143 194H144V192H143ZM9 195H10V193H9ZM68 195V194H67ZM66 195V196H67ZM76 195V194H75ZM131 195H134V194H132L131 193ZM145 195V194H144ZM144 195H142V196H144ZM190 195V194H189ZM188 195V196H189ZM140 196V195H139ZM146 196V195H145ZM185 195H183V197H184ZM45 197V196H44ZM58 197H60V196H58ZM70 197L72 198V196L70 195ZM132 197V196H131ZM12 198V197H11ZM133 198V197H132ZM139 198V197H138ZM142 198V197H141ZM141 198H140V200H141ZM70 198L68 197V200H69ZM143 200V199H142ZM54 201V200H53ZM108 202V203H109ZM137 202H142V201H137ZM73 203H75V202H73V200L71 199V202L70 201H68L67 202V200H65V199H63L62 197H60V198H58L56 201H55V203L53 204V206L52 207H55V208H59L60 209V207H63L62 209H64V208H66L65 206H68L69 207V205L71 206ZM7 204V203H6ZM137 204V203H136ZM10 205V204H9ZM75 205V204H74ZM77 205V204H76ZM145 203H142V205L140 206V215L142 214V213H144V207H145ZM8 206V205H7ZM114 206V205H113ZM9 207V206H8ZM7 207V208H8ZM78 207V206H77ZM137 207V206H136ZM18 208V207H17ZM113 208V207H112ZM10 209H12V208H10ZM10 209H8V210H10ZM218 209V208H217ZM216 210V209H215ZM11 211H13V210H11ZM9 212V211H8ZM11 213V212H10ZM10 213H7V214H10ZM107 214V213H106ZM101 215V216H99L98 215V217H96V218H98V220L97 221H95V222H90V223H87V224H85V225H83V226H76L77 224H80L79 222H77V223H75V222H73L72 220H63V219H59V218H56V217H54V215L53 214H50V215H44V211L43 212H39V211H37V213L35 214V215H30V214H25V215H27V217H28V219L30 220V221H35V222H38L40 225H46V224H48L47 225V228H45L46 230L44 231V233H45V236H46V239H54V238H52L53 236H54V234L56 235V240H61L63 243H65V244H67V245H69V246H72V247H74V255L76 256L75 257V262H76V264H113V260H115V256H116V254L119 252L120 253V250H122L123 248H124V246L123 245H120V244H118L119 242H117L116 241V239H114L113 241H111L110 243H108V242H106V243H108L106 246H103L102 248H96V247H94L93 245H92V242H91V240H90V237L91 236H94V235H96V234H98V233H100V232H103V231H108V233H110V231H109V228L111 227V225H109L110 224V221L111 222H114V221H112L110 218L112 217H108L107 215ZM109 215H110V213H109ZM6 216H8V215H6ZM180 216V215H179ZM237 216H238V214H237ZM236 216V217H237ZM66 217V216H65ZM235 217V216H234ZM249 217V216H248ZM7 218V217H6ZM178 218V217H177ZM112 219H113V217H112ZM115 219V218H114ZM172 219H174V217L172 218ZM9 220V219H8ZM93 220H95V219H93ZM77 221V220H76ZM128 221V220H127ZM88 222V221H87ZM115 222H116V219H115ZM174 222V221H173ZM117 223V222H116ZM116 223H113V227H115L114 225L116 224ZM122 223V222H121ZM118 224H119V222H118ZM117 225V224H116ZM143 225V224H142ZM148 225V224H147ZM158 225V224H157ZM118 226V225H117ZM122 227H120L121 229L120 230H122V232H125V231H127V225L124 227V225H121ZM113 227H112V229H113ZM130 228V227H129ZM128 228V229H129ZM149 228V227H148ZM110 230H111V228H110ZM111 231H113V230H111ZM130 231V230H129ZM14 233L15 232V229H14V226L12 225V223H10V221H7V222H3V223H1L0 222V264H55V261H56V259L54 260H52L51 259V257L54 255L53 254V252L51 251V250H45V251H43V252H41V253H39V256L36 258V259H31L32 257H34L35 255H32L31 256V254L37 249V247H33V246H29V247H27V248H20V247H18L17 246V244H16V242H15V239H14V235L12 234V236L8 239L7 238V236L10 234V233ZM147 232V231H146ZM140 233V232H139ZM74 235V234H77V236H78V234H79V236H81L82 238H81V240L80 241H78V242H75L73 239H71L72 238V236H69V235ZM97 239V238H96ZM95 239V240H96ZM105 240V239H104ZM110 240V239H109ZM108 240V241H109ZM96 242H98V241H95L94 243H96ZM100 242H101V240H100ZM102 242H104V241H102ZM96 244H98V243H96ZM95 244V245H96ZM98 246V245H97ZM219 248V247H218ZM14 252H18V254L19 255H23V256H20V257H18V258H20V259H18L17 257H16V259H13V257H12V255H13V253ZM38 254V253H37ZM16 255V254H15ZM14 256V255H13ZM17 256V255H16ZM15 257V256H14ZM162 257V256H161ZM23 258H24V260H23ZM118 258H120V257H118ZM124 258V257H123ZM201 258V257H200ZM22 259V260H21ZM121 259V258H120ZM185 259V258H184ZM170 263V262H169ZM171 264V263H170ZM205 264V263H204Z\"/></svg>","mask_w":264,"mask_h":264},{"label":"clouds","instance_id":"9594fccd","mask_svg":"<svg viewBox=\"0 0 264 264\" xmlns=\"http://www.w3.org/2000/svg\"><path fill=\"white\" fill-rule=\"evenodd\" d=\"M52 2L47 0V4ZM247 3L251 5L252 0H247ZM197 5L198 0H143L142 10L147 9L150 17L148 26L159 32L164 24L179 27L187 23L190 17L197 14ZM233 54L264 71V9L246 10L245 19L236 28ZM172 55L175 56V53ZM48 139L47 128L39 123L26 129L22 135V146L32 160L37 177H44L42 156ZM197 152L199 170L189 171L188 166L178 168L175 185L191 183L223 187L231 182L239 166L235 157L225 156L209 162L206 149L197 145ZM166 187L173 189L172 178H169ZM24 213L25 209L21 208L18 209L17 219L9 217L15 229V242L20 248L41 247L46 240L42 226L30 221ZM190 220L196 235L226 239L229 244L226 250L217 251L207 264H264V219H250L242 224L231 212L218 213L211 207L194 206L190 210Z\"/></svg>","mask_w":264,"mask_h":264},{"label":"snow or ice","instance_id":"6c2138e0","mask_svg":"<svg viewBox=\"0 0 264 264\" xmlns=\"http://www.w3.org/2000/svg\"><path fill=\"white\" fill-rule=\"evenodd\" d=\"M173 47H176V45L173 44ZM195 155H197L195 148L190 147L189 149L186 150V152L184 154V159L187 162L188 160H190Z\"/></svg>","mask_w":264,"mask_h":264}]
</instances>
